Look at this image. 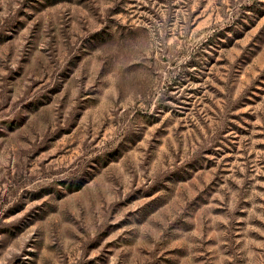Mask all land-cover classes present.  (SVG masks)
<instances>
[{"label":"rangeland","instance_id":"obj_1","mask_svg":"<svg viewBox=\"0 0 264 264\" xmlns=\"http://www.w3.org/2000/svg\"><path fill=\"white\" fill-rule=\"evenodd\" d=\"M0 264H264V0H0Z\"/></svg>","mask_w":264,"mask_h":264}]
</instances>
